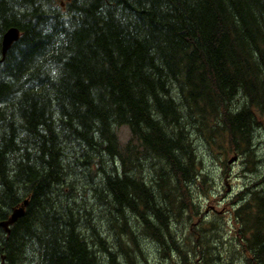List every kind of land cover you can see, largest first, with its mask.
<instances>
[{"label":"trees","instance_id":"1","mask_svg":"<svg viewBox=\"0 0 264 264\" xmlns=\"http://www.w3.org/2000/svg\"><path fill=\"white\" fill-rule=\"evenodd\" d=\"M11 27L19 38L0 55V222L29 203L8 234L0 228V264H147L140 237L161 264H264V185L227 204L232 235L222 238L220 213L201 220L198 198L213 186L194 147L202 140L222 175L234 154L255 172L264 0H0V41ZM78 175L96 179L105 238L61 191ZM180 221L186 243L172 232Z\"/></svg>","mask_w":264,"mask_h":264},{"label":"rangeland","instance_id":"2","mask_svg":"<svg viewBox=\"0 0 264 264\" xmlns=\"http://www.w3.org/2000/svg\"><path fill=\"white\" fill-rule=\"evenodd\" d=\"M117 135L119 136L120 142L124 143L128 138L126 127L119 128V130L117 131ZM252 137L255 144V151L257 154V173L252 174L248 177L241 176L240 169L242 161L241 159H238L235 164L231 165L228 168V173H231V179L228 182H225L223 178L219 162L213 160L212 156L209 155L202 143V140L196 139L194 142L196 154L203 164L202 168L209 175L210 179L212 180L213 186L212 194L209 193V197L198 198L200 204L203 205L205 208L203 210L204 215L201 216V220L207 224L213 218V213H220L219 216L223 217L224 222V224L220 223V225L226 230V232L221 233L222 238H226L227 236L232 235L233 223L231 222L230 224L227 217L228 215L226 212L229 208L227 204H229L234 199L235 195L240 191V189L244 185L248 186L250 183H258L261 180L264 182V129H261L260 131L256 130L253 133ZM216 156H220L219 153H217ZM95 183V178L90 180L85 176L78 175L73 179L72 187L68 186L65 189H62L61 191H63L67 195L72 194V201H74L77 197V205L81 207V210L85 209V211L90 214L88 220L90 221V223H94L93 225L96 226V229L100 233V236L102 238H105L106 231H109L110 224L106 220V217L102 212L103 210L101 211V207L99 206V203L97 202L96 198L90 191L91 187ZM226 183L228 185V189H226ZM226 200L229 201L225 202ZM65 201L66 200H63L62 203H64ZM192 225L194 227L196 226L194 223H192ZM187 226L189 227V223L187 221H180L179 224L174 223L172 229L173 234L177 235V237L182 243H186L185 239L187 240ZM134 230L139 235H141L140 228L135 229L134 227ZM108 235L111 236L113 240V234L111 232H108ZM85 236L88 237L89 242L90 235L86 233ZM205 236H208V234H206ZM139 241L140 248L143 251V254L145 255L147 264H161V252L159 250L158 245L155 242L151 241L149 238L146 239V237H140ZM195 260H193L192 263ZM198 260L201 261L199 257ZM200 264H203V262Z\"/></svg>","mask_w":264,"mask_h":264},{"label":"water","instance_id":"3","mask_svg":"<svg viewBox=\"0 0 264 264\" xmlns=\"http://www.w3.org/2000/svg\"><path fill=\"white\" fill-rule=\"evenodd\" d=\"M18 39V30L16 28H11L9 29L5 35L3 36L1 45H2V51L5 52L7 51L10 46L17 41ZM236 158H233V160H235ZM232 162V160L230 161ZM26 205V202L23 203V206L21 208L18 209H13L10 216L3 222L0 223V227L3 228L4 231H7L8 226L12 225L14 222H16V220L20 217L23 216L24 211H23V207Z\"/></svg>","mask_w":264,"mask_h":264},{"label":"bare ground","instance_id":"4","mask_svg":"<svg viewBox=\"0 0 264 264\" xmlns=\"http://www.w3.org/2000/svg\"><path fill=\"white\" fill-rule=\"evenodd\" d=\"M11 28H12V27H11ZM11 28H9V29H11ZM9 29H7V30L4 32V34L2 35L1 41H0V55H1V58H2V59L4 58L6 52H7L9 49H8L7 51L3 52V51H2V45H1V42H2L3 36L5 35V33H6ZM253 144H254V141H253ZM254 148H255V144H254ZM253 184H255V185L257 186V188H258V186L261 187V186L264 184V182L261 180V181L258 182V183H250L248 186H245L244 188H245V189L250 188V185H253ZM7 231H8V233H9V228L7 229ZM5 233L8 234L6 231H5Z\"/></svg>","mask_w":264,"mask_h":264}]
</instances>
